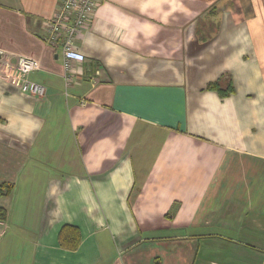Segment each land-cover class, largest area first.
<instances>
[{
    "label": "crops",
    "instance_id": "1",
    "mask_svg": "<svg viewBox=\"0 0 264 264\" xmlns=\"http://www.w3.org/2000/svg\"><path fill=\"white\" fill-rule=\"evenodd\" d=\"M58 2L0 0V264H264V0H101L68 87Z\"/></svg>",
    "mask_w": 264,
    "mask_h": 264
},
{
    "label": "built area",
    "instance_id": "2",
    "mask_svg": "<svg viewBox=\"0 0 264 264\" xmlns=\"http://www.w3.org/2000/svg\"><path fill=\"white\" fill-rule=\"evenodd\" d=\"M100 1L59 0L52 18L45 25L43 40L51 47L59 48L66 87L72 83L79 70L77 64L87 60L80 53L76 41L87 31ZM39 69V62L31 57L17 56L14 62L0 58V75L7 83L22 93L41 98L45 95V86L29 78L30 73Z\"/></svg>",
    "mask_w": 264,
    "mask_h": 264
},
{
    "label": "trees",
    "instance_id": "3",
    "mask_svg": "<svg viewBox=\"0 0 264 264\" xmlns=\"http://www.w3.org/2000/svg\"><path fill=\"white\" fill-rule=\"evenodd\" d=\"M221 81H213L209 82L206 85V89L208 90H215L217 93H219L220 96H226L233 92V86L230 82L226 83L224 88H222L220 85ZM0 194H2V191L0 189ZM0 218L3 219L4 215L1 214L0 210ZM58 242L60 246L68 248V249H74L78 245L79 242V235H78V229L75 226L72 225H64L61 227V230L59 232L58 236Z\"/></svg>",
    "mask_w": 264,
    "mask_h": 264
}]
</instances>
